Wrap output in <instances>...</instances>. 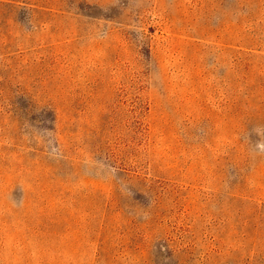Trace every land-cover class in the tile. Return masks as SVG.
Segmentation results:
<instances>
[{
	"label": "rangeland",
	"instance_id": "obj_1",
	"mask_svg": "<svg viewBox=\"0 0 264 264\" xmlns=\"http://www.w3.org/2000/svg\"><path fill=\"white\" fill-rule=\"evenodd\" d=\"M0 264H264V0H0Z\"/></svg>",
	"mask_w": 264,
	"mask_h": 264
}]
</instances>
